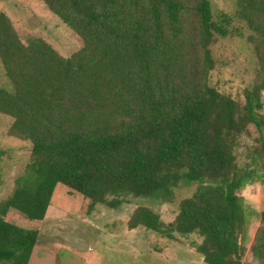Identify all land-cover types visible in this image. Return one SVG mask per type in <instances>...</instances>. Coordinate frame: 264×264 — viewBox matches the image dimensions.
Masks as SVG:
<instances>
[{
  "label": "trees",
  "instance_id": "16d2710c",
  "mask_svg": "<svg viewBox=\"0 0 264 264\" xmlns=\"http://www.w3.org/2000/svg\"><path fill=\"white\" fill-rule=\"evenodd\" d=\"M40 1L82 47L64 57L0 11V113L32 146L0 204V264H29L39 231L19 223L42 222L58 186L116 209L128 198L173 202L193 184L174 222L139 207L129 229L197 234L205 264H244L250 211L240 192L264 181V0H236L257 65L243 99L211 83L212 45L241 32L227 14L218 23L210 0ZM261 221L251 252L264 264V211Z\"/></svg>",
  "mask_w": 264,
  "mask_h": 264
},
{
  "label": "rangeland",
  "instance_id": "374dc122",
  "mask_svg": "<svg viewBox=\"0 0 264 264\" xmlns=\"http://www.w3.org/2000/svg\"><path fill=\"white\" fill-rule=\"evenodd\" d=\"M218 23L224 15L234 19L233 27L240 35L218 38L212 53L218 64L212 71L211 83L218 90L234 98L243 99L244 92L255 85L256 60L248 37L251 35L245 22L235 15L236 0H210ZM0 11L5 13L25 38L45 39L60 55L69 57L82 47L66 26L40 0H0ZM23 37V39H25ZM0 66V82L6 80ZM264 104V91L262 92ZM264 115V108L260 112ZM11 119L0 113V204L16 188L15 181L25 173L31 153V143L10 135ZM242 142L241 161H247L255 143ZM197 186H180L175 189L173 202L153 199L128 198L114 209L106 205H93L81 194L58 186L52 205L40 223L21 222L25 228L39 231L37 245L29 264H205L202 255L193 249L202 238L192 234L179 240L155 233L146 228L129 229L132 215L139 207H148L157 213L165 224L174 222L179 214L182 199L192 197ZM240 194L244 197L247 214V241L244 264H261L251 252L258 230L263 227L264 181L247 184ZM15 224L17 220H12Z\"/></svg>",
  "mask_w": 264,
  "mask_h": 264
}]
</instances>
